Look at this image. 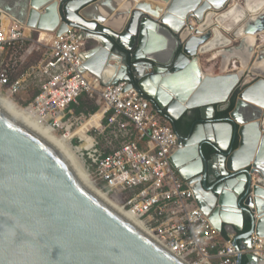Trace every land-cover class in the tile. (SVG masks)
Instances as JSON below:
<instances>
[{
	"label": "water",
	"instance_id": "water-1",
	"mask_svg": "<svg viewBox=\"0 0 264 264\" xmlns=\"http://www.w3.org/2000/svg\"><path fill=\"white\" fill-rule=\"evenodd\" d=\"M98 1L0 0V10L35 31L59 36L79 28L88 43L86 71L107 85L129 82L170 121L198 110L201 123L189 140L178 135L172 165L215 230L234 232L237 251L250 249L252 235L264 238V78L236 91L256 56L254 40L217 52L219 75L208 76L181 32L227 0H157L165 9L137 0L120 29L85 14ZM244 28L249 35L264 33V13ZM233 60L243 72L225 74ZM236 94L234 109L217 121ZM205 144L216 152L208 159ZM244 257L261 263L241 252L237 264ZM0 264L187 263L105 201L67 149L0 96Z\"/></svg>",
	"mask_w": 264,
	"mask_h": 264
},
{
	"label": "built area",
	"instance_id": "built-area-1",
	"mask_svg": "<svg viewBox=\"0 0 264 264\" xmlns=\"http://www.w3.org/2000/svg\"><path fill=\"white\" fill-rule=\"evenodd\" d=\"M32 31L0 10V93L15 96L37 87L31 102L16 105L30 120L64 138L97 188L131 212L150 237L175 257L187 264H237L242 252L264 264L263 237L252 235L251 248L239 252L232 237L221 241L197 207L193 191L171 162L172 150L179 145L171 121L129 82L107 85L86 71L82 54L88 43L80 38L79 28L70 26L59 36L49 32L43 41L50 51L37 72L12 80L8 50ZM83 95L99 98L98 112L103 113L100 125L87 132L88 141L68 137L94 116H78L72 109ZM114 140L121 144L114 147ZM87 143L88 148L79 149ZM113 196H125V202Z\"/></svg>",
	"mask_w": 264,
	"mask_h": 264
},
{
	"label": "bare ground",
	"instance_id": "bare-ground-1",
	"mask_svg": "<svg viewBox=\"0 0 264 264\" xmlns=\"http://www.w3.org/2000/svg\"><path fill=\"white\" fill-rule=\"evenodd\" d=\"M130 1L129 0H101L93 4L91 7H89L85 11V14L88 17H98L101 20H104L105 22L110 23L111 25L116 27V29H120L124 24V20L127 18L128 11H130V9L134 7L133 3L138 2L137 0H130ZM229 1L231 0H227V3L222 10H219V11L212 10V11L206 12L201 22H197V19L193 18L195 21L192 20L191 22L186 23V25H184L185 28L181 32V36H182V40L185 42L184 44L186 45V50L188 53L194 54V55L211 54L212 55L211 60H212V59L218 58L217 52L233 46L234 45L233 42L235 41L241 42L244 40L253 39L254 44H256L257 38L260 37L261 38L260 40L264 42V37H262V34L264 33H260L254 36L249 35L247 34L246 29L244 28L247 21L249 20L254 21L256 18H258L260 15L264 13V0H242V2L240 1L237 2L236 0H233L231 4L228 5ZM153 2H156V1H153ZM6 15H8L11 19L17 20L15 17H13L10 14L6 13ZM195 24L197 28L195 27ZM25 26L28 27L27 25ZM234 30L235 32L231 36ZM44 32H47V31H44ZM206 32L210 34H207ZM47 37H50V35L46 36L43 39H46ZM199 38L204 39V40L197 45L190 44L191 39L198 42ZM43 39H41V33H40L38 42L40 43L41 41H43ZM256 53H258V55L260 54V56L258 58L255 57V61L253 62V64H251V66H248L246 69H244L245 71L249 68L248 71H246V73L248 72L250 73L249 78L251 77V79L258 78V77L264 78V51L261 52L260 50H258ZM219 61H220V58H219ZM238 64L239 63L237 60L231 61L230 64L228 65V68H226L227 70L225 71V74H231V73L239 74L243 72V68L241 69V67H239ZM199 67H200L201 72L204 75L213 76L208 73H205V71L201 68L200 63H199ZM229 69H231L234 72H231V73L227 72ZM110 73H111L110 70L109 72L107 71L106 76L107 77L111 76ZM0 96L4 98L5 100H7L12 105H14L21 112H23L25 116H27L26 113L22 111L11 99H9L8 97H5L1 93H0ZM102 118H103V113L98 112L95 115V117H93L92 119L93 126L94 125L99 126L100 120H102ZM40 127L43 130H45L47 133H49L54 139H56L60 144H62L67 149L70 155L74 158V160L82 168L83 172L89 179L94 189L100 194V196L105 201L111 204L114 208L120 211L123 215H125L127 218H129L132 222H134L136 225H138L142 230H144L147 233L143 225L140 222H138L137 218L131 212L115 204L113 201H111L107 197L105 193L101 192L97 188V186L93 183V181L88 177L86 171L84 170L83 164L81 160L78 158L76 152L73 151L75 149H71L65 143L64 138H57L54 135H52V133L50 132V129L42 127V126ZM88 131L89 129L87 130L84 128V126H82L74 134V136H73V133L71 132L70 135H68V137L71 139V138L80 136L81 139H85L88 141L89 139L86 136ZM88 147H89V144L87 143V144H83L79 149L80 150L86 149Z\"/></svg>",
	"mask_w": 264,
	"mask_h": 264
},
{
	"label": "rangeland",
	"instance_id": "rangeland-1",
	"mask_svg": "<svg viewBox=\"0 0 264 264\" xmlns=\"http://www.w3.org/2000/svg\"><path fill=\"white\" fill-rule=\"evenodd\" d=\"M153 1L160 2L161 8H163V7H164V9L167 8V3L157 1V0H152V2ZM232 1L233 0L229 1L228 5H230ZM236 1L242 2V0H236ZM192 20H194V19L192 18ZM195 27H196V24H195ZM234 32H235V30L232 32L231 36L233 35ZM40 33H41V39L45 38L46 36H49V34H50L49 32H44V31H40ZM40 33L36 32L35 30L32 31L31 34L29 35L28 39L17 43L14 47H12L8 50V52H9L8 58H10V65H9L10 71L9 72H10L12 80H14L18 77H21L23 74H26L28 72H30V73L31 72H37L38 67L45 60L46 55L49 53L50 50H49V46H48L46 41H42L40 43L38 42V39L40 37ZM206 33L210 34L208 32H206ZM207 37H209V36H207ZM262 37H264V34H262ZM260 39L261 38L258 37L257 42H256V47H258V48H255V55L256 56H258V53H256L258 50H260L261 52L264 51V42H262ZM233 44L234 45L229 47V48H232L234 46L239 45L240 41H235V42H233ZM30 47H34L35 50L33 51L32 54L27 55V57L24 58L26 51ZM211 56H212L211 54L196 55V57L199 59V63L201 65V68L205 71V73H208V74L213 75V76H217V75H219L220 61H219V58L211 60ZM15 60H17L18 62H17V65L14 66L13 64H14ZM254 61H255V58L252 60V64ZM238 66L240 67L239 64H238ZM227 72L231 73L234 71L229 69ZM249 76H250V73L248 72L246 74V76L244 77V79L241 81L240 85L238 86V90L236 91V93L237 92L239 93L246 86H249L250 84L261 79L260 77L251 79V77L249 78ZM254 79H255V81H254ZM4 89H5V87L2 90H4ZM2 92H3V94H6V92H4V91H2ZM36 92H38L37 87H34L29 92H23L19 95H15V96H9V95H6V96L10 97V99L15 104L29 103L34 99ZM82 100L86 104L83 110L88 111L89 107H91L93 104L88 101L87 97H83ZM77 104H80V103L77 102ZM95 115L92 116V118L89 119L86 123L83 122V126L85 129L88 130V129H90L91 126H93L92 119H93V117H95ZM76 132H77L76 130L73 131V136ZM120 144H121V142L117 141V140H114V142H113L114 147H118Z\"/></svg>",
	"mask_w": 264,
	"mask_h": 264
},
{
	"label": "trees",
	"instance_id": "trees-1",
	"mask_svg": "<svg viewBox=\"0 0 264 264\" xmlns=\"http://www.w3.org/2000/svg\"><path fill=\"white\" fill-rule=\"evenodd\" d=\"M35 50L34 47H30L25 55H24V58L27 57V55H30L33 53V51ZM37 94V92H36ZM36 96V95H35ZM83 97H87L88 98V101L90 103H92L93 105L91 107H89V110L88 111H84V107H85V103L83 102ZM236 98H237V94L234 95V97L232 98V101H231V106L230 108L225 111V112H222V113H217L215 115L216 118H223V117H228L229 113L234 109L235 107V101H236ZM80 104H74L72 106V109L74 110L75 114L76 115H85L86 117H89L90 115H95L98 111H99V108H100V100L99 98H90L89 96L87 95H83L79 101H78ZM20 104H23V105H26L27 103H20ZM186 120V132L185 133H188L190 128L197 123V121L199 120V113H198V110H194V113L192 115V117H188L187 115L184 116V118ZM179 133L181 136H184V132L182 133V131L179 129ZM238 148V140H236L235 144H234V149H237ZM203 150H204V155L205 157L208 159L209 156H211L213 154V149H211L207 144L203 145ZM124 197L125 196H121L119 198L113 196V200L119 202V203H124L125 200H124ZM251 230V219L249 217H246V222H245V230L244 232H248ZM243 264H248V260L244 257V260H243Z\"/></svg>",
	"mask_w": 264,
	"mask_h": 264
},
{
	"label": "flooded vegetation",
	"instance_id": "flooded-vegetation-1",
	"mask_svg": "<svg viewBox=\"0 0 264 264\" xmlns=\"http://www.w3.org/2000/svg\"><path fill=\"white\" fill-rule=\"evenodd\" d=\"M90 44H93V42H91ZM115 51L117 52V53H120L123 57H124V54H122V52L119 50V49H115ZM193 113H194V111H192L191 112V114H189V115H187L188 117H192V115H193ZM185 116V115H184ZM184 116L181 118V119H179V120H177V121H171V123H172V128H173V130H174V132L176 133V135L178 136H180L181 138H182V141L184 142V141H187V140H189L190 138H191V136H192V133H193V130L196 128V126L197 125H199L201 122H200V120H198L197 121V123L196 124H194L191 128H190V130H189V132L188 133H185L186 132V120L185 119H183L184 118ZM226 117H223V118H216L215 117V119H217V121H222V120H224ZM179 129L182 131V133L184 132V136H181L180 135V133H179ZM179 139V138H178ZM181 140L179 139V142H180ZM209 146V145H208ZM210 147V146H209ZM202 148H203V146H202ZM211 148V147H210ZM203 151V153H204V150H202ZM213 154H216V152H214V150H213ZM212 154V155H213Z\"/></svg>",
	"mask_w": 264,
	"mask_h": 264
},
{
	"label": "crops",
	"instance_id": "crops-1",
	"mask_svg": "<svg viewBox=\"0 0 264 264\" xmlns=\"http://www.w3.org/2000/svg\"><path fill=\"white\" fill-rule=\"evenodd\" d=\"M235 233L231 232L230 234L227 233L226 231L223 232V234L221 235V241L224 242L226 239H230L231 237H234Z\"/></svg>",
	"mask_w": 264,
	"mask_h": 264
}]
</instances>
